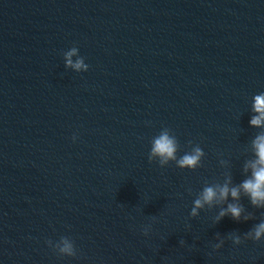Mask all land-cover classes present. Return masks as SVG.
Masks as SVG:
<instances>
[{"label":"water","instance_id":"1","mask_svg":"<svg viewBox=\"0 0 264 264\" xmlns=\"http://www.w3.org/2000/svg\"><path fill=\"white\" fill-rule=\"evenodd\" d=\"M260 92L264 0H0V264H264V241L228 238L264 222L243 192L190 215L250 175ZM165 129L200 168L149 161ZM228 203L241 219L217 222Z\"/></svg>","mask_w":264,"mask_h":264},{"label":"clouds","instance_id":"2","mask_svg":"<svg viewBox=\"0 0 264 264\" xmlns=\"http://www.w3.org/2000/svg\"><path fill=\"white\" fill-rule=\"evenodd\" d=\"M77 52L76 48L67 53L66 67L75 69L78 73L89 71V64L85 62L84 57H79L73 63L71 57ZM251 118L249 125L254 128L264 129V92L255 94L251 98ZM78 139L77 134H73L72 141ZM191 143V141H189ZM253 158L244 165L245 173H250L245 180L238 186H231V177L225 183L218 186H207L202 189L199 197L194 201V206L190 215L195 217L200 214V209L205 205L211 206L219 201H228L229 196L233 201L240 199L243 192L256 208H264V131H260L252 140ZM180 150L179 141L176 136L170 134L165 129L158 136L154 137L148 154L149 161H158L163 167L169 162L174 161L180 169L195 171L202 166L205 152L199 144H196L190 151L184 152L178 156ZM221 166H226L227 161L223 158L219 160ZM231 216L235 221H239L242 215V208L235 203H228L226 208H222L216 218L219 222L226 216ZM247 219V217H245ZM150 228L145 227L144 234L148 235ZM233 244L240 245L243 240L255 242L264 241V222L257 224L253 229L244 234L243 239L238 234H230L228 237ZM49 247L53 249L60 257L76 258L77 248L75 242L67 236L61 237L57 242L49 240ZM224 240H220L214 245L215 249L223 246Z\"/></svg>","mask_w":264,"mask_h":264}]
</instances>
